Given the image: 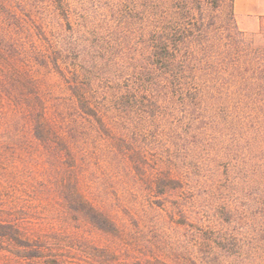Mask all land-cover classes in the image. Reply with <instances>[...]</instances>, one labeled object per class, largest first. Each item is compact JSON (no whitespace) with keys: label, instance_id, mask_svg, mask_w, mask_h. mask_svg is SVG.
Returning <instances> with one entry per match:
<instances>
[{"label":"rangeland","instance_id":"374dc122","mask_svg":"<svg viewBox=\"0 0 264 264\" xmlns=\"http://www.w3.org/2000/svg\"><path fill=\"white\" fill-rule=\"evenodd\" d=\"M204 11L216 46L264 0ZM149 12L0 0V264H264V89L175 88Z\"/></svg>","mask_w":264,"mask_h":264},{"label":"trees","instance_id":"16d2710c","mask_svg":"<svg viewBox=\"0 0 264 264\" xmlns=\"http://www.w3.org/2000/svg\"><path fill=\"white\" fill-rule=\"evenodd\" d=\"M141 1L150 10L155 54L169 69L175 88L199 68L209 79L220 73L230 80L239 79L250 93L264 89V16L255 30L226 33L214 46L210 41L214 24L205 17L204 6L218 7L222 0ZM193 44H198L203 56L199 60ZM200 60L201 66L197 64Z\"/></svg>","mask_w":264,"mask_h":264}]
</instances>
